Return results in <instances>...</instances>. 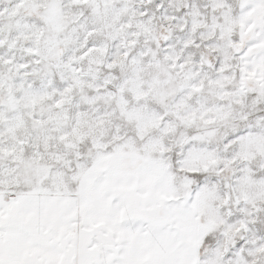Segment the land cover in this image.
Here are the masks:
<instances>
[{"label": "snow or ice", "instance_id": "snow-or-ice-1", "mask_svg": "<svg viewBox=\"0 0 264 264\" xmlns=\"http://www.w3.org/2000/svg\"><path fill=\"white\" fill-rule=\"evenodd\" d=\"M0 264H264V0H0Z\"/></svg>", "mask_w": 264, "mask_h": 264}]
</instances>
